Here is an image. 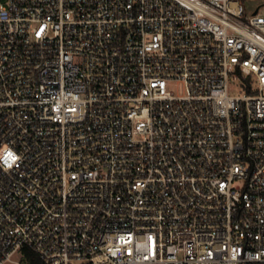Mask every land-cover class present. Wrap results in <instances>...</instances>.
Segmentation results:
<instances>
[{"label": "built area", "instance_id": "obj_1", "mask_svg": "<svg viewBox=\"0 0 264 264\" xmlns=\"http://www.w3.org/2000/svg\"><path fill=\"white\" fill-rule=\"evenodd\" d=\"M24 247L264 264V0H0V264Z\"/></svg>", "mask_w": 264, "mask_h": 264}, {"label": "trees", "instance_id": "obj_2", "mask_svg": "<svg viewBox=\"0 0 264 264\" xmlns=\"http://www.w3.org/2000/svg\"><path fill=\"white\" fill-rule=\"evenodd\" d=\"M18 257L21 264H45L34 251L26 247L21 249Z\"/></svg>", "mask_w": 264, "mask_h": 264}, {"label": "rangeland", "instance_id": "obj_3", "mask_svg": "<svg viewBox=\"0 0 264 264\" xmlns=\"http://www.w3.org/2000/svg\"><path fill=\"white\" fill-rule=\"evenodd\" d=\"M257 5H258V2L248 3V13L251 14L252 11L257 7ZM230 94L231 95H238L239 94V91L238 90H231L230 91ZM15 260L19 262V257H16ZM7 264H14V263H7Z\"/></svg>", "mask_w": 264, "mask_h": 264}]
</instances>
